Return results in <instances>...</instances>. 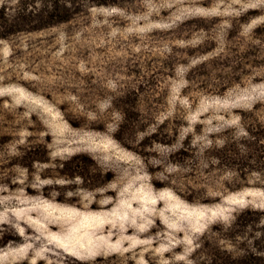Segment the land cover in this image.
I'll use <instances>...</instances> for the list:
<instances>
[{
    "label": "rangeland",
    "instance_id": "obj_1",
    "mask_svg": "<svg viewBox=\"0 0 264 264\" xmlns=\"http://www.w3.org/2000/svg\"><path fill=\"white\" fill-rule=\"evenodd\" d=\"M0 264H264V0H0Z\"/></svg>",
    "mask_w": 264,
    "mask_h": 264
},
{
    "label": "trees",
    "instance_id": "obj_2",
    "mask_svg": "<svg viewBox=\"0 0 264 264\" xmlns=\"http://www.w3.org/2000/svg\"><path fill=\"white\" fill-rule=\"evenodd\" d=\"M102 1H105V0H102Z\"/></svg>",
    "mask_w": 264,
    "mask_h": 264
}]
</instances>
